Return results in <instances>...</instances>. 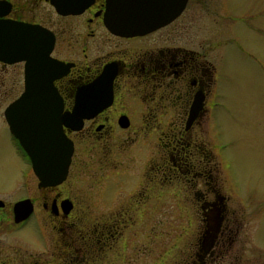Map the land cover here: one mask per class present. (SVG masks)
<instances>
[{"label": "flooded vegetation", "instance_id": "obj_1", "mask_svg": "<svg viewBox=\"0 0 264 264\" xmlns=\"http://www.w3.org/2000/svg\"><path fill=\"white\" fill-rule=\"evenodd\" d=\"M201 5L202 0H188L170 23L142 35L124 37L109 31L106 22L113 20L122 25L138 21L126 17L130 9L132 15L135 13L132 7L144 11L157 9L159 15L165 16L170 13V0H0V26L8 31L0 37L23 40L18 47L22 60L0 61V120L15 156L31 172L30 162L10 133L4 116L5 110L25 92L27 68L37 70L39 87L45 79H53L57 97L24 99L25 114L38 111V117L45 120L82 122L79 131L65 124L60 126L73 144L65 181L55 187L39 188L36 179L41 210L49 219L50 229L55 230L47 254L51 264H100L106 250L118 243L117 214L123 199L127 200L123 198L127 193L118 191L121 168L110 169L102 178H113V185L107 181L104 190L112 185L115 191V196L109 198L115 213L105 215V223L79 226L76 221L89 212L73 197L70 185L60 192L71 173L85 164L80 161L79 146L87 141L101 143L117 135L121 146L120 138L128 134L137 137L145 129L150 137L154 133L158 149L144 155L129 189V199L150 214L155 209L154 202L171 199L175 202L174 215L185 216L186 211H191L198 218L199 226L192 231L195 241L183 244L177 264L255 261L250 253L244 256V241L252 238L246 218L252 216L256 220L257 214L250 215L251 211L242 208L240 200L234 203L232 196L224 193L216 155L211 146L203 143L197 129L202 121L211 119L212 107L217 103L216 47L206 48L202 37H187L193 25L198 31ZM155 22L160 21L150 24ZM194 102L201 108L187 127ZM156 122H165V128L154 129ZM121 153L118 149V155ZM82 154H86L85 148ZM102 198L105 205L109 203V199ZM25 199L31 201L33 210L19 224L13 220V205L8 210L0 201V225H8L9 219L3 218L8 212L16 228L34 217L35 201L21 200ZM188 202L192 203L190 210ZM237 203L241 209L236 208Z\"/></svg>", "mask_w": 264, "mask_h": 264}, {"label": "rangeland", "instance_id": "obj_2", "mask_svg": "<svg viewBox=\"0 0 264 264\" xmlns=\"http://www.w3.org/2000/svg\"><path fill=\"white\" fill-rule=\"evenodd\" d=\"M201 7L198 31L193 25L187 37H202L206 48L216 47L217 103L212 107L211 119L202 121L197 129L203 143L211 146L216 155L224 193L232 196L234 203L240 200L242 208L251 211L250 215L257 214L256 220L252 216L246 218L252 238L244 241L247 243L244 256L250 253L255 260L252 264H264V0H202ZM154 125L157 126L154 129L161 131L166 123ZM6 130L0 120V201L9 210L18 200L32 198L36 212L21 228L14 227L10 212L3 217L9 223L0 225V264H51L47 254L55 230L50 229L49 219L41 210L36 179L30 168L15 156L6 140ZM146 132L145 129L137 137L128 134L120 138L121 146L118 135L101 143L81 144L80 161L85 164L75 169L60 187L63 192L70 185L73 197L89 212L85 218L76 219L79 226L105 223L108 221L105 215L115 213L109 199L115 196V191L113 178L106 181L102 178L121 168L118 191L127 193L123 197L127 200L123 199L117 214L118 243L106 250L100 264H177L183 244L195 241L192 231L199 222L191 211H186L185 216L174 215L175 202L163 199L154 202L155 209L150 214L129 199V189L144 155L158 149L154 133L150 137ZM118 149L122 150L119 155ZM106 182L112 185L104 190ZM102 196L109 199L108 204H104ZM186 204L190 210L192 203ZM236 208L241 209L238 203Z\"/></svg>", "mask_w": 264, "mask_h": 264}, {"label": "water", "instance_id": "obj_3", "mask_svg": "<svg viewBox=\"0 0 264 264\" xmlns=\"http://www.w3.org/2000/svg\"><path fill=\"white\" fill-rule=\"evenodd\" d=\"M188 0H170V13L165 16L159 15L157 9H143L125 11L127 18H137L138 21L126 24H116L106 22V27L112 33L124 37L142 35L145 32L156 30L157 28L170 23L180 15ZM142 18H146L142 21ZM159 23L150 24L157 20ZM135 20V19H133ZM132 20V21H133ZM8 31L0 26V35ZM21 37H0V61L13 63L23 59L21 50L18 49L22 43ZM30 56V54H28ZM37 70L31 68L26 70V89L25 92L11 104L4 112L5 120L10 133L18 141L24 154L29 159L31 169L38 180L39 188L55 187L63 183L66 179L70 159L73 153V144L65 137L60 127L62 124L70 126L73 131H79L82 128L81 121H62L58 119L45 120L39 118V112H25L22 110L27 106L24 99L57 97L55 89L52 87V80H44L39 87ZM200 103V102H199ZM30 107V106H29ZM201 106L197 102L191 107L190 118L186 125L189 127L194 118H196ZM126 127V125H124ZM2 207V203H0ZM33 205L29 199L19 201L13 205V220L19 224L28 219L32 213Z\"/></svg>", "mask_w": 264, "mask_h": 264}]
</instances>
